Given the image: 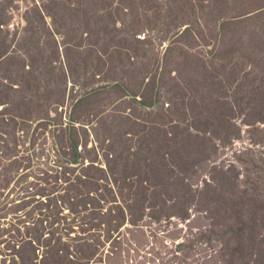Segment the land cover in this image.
Segmentation results:
<instances>
[{
	"label": "rangeland",
	"instance_id": "rangeland-1",
	"mask_svg": "<svg viewBox=\"0 0 264 264\" xmlns=\"http://www.w3.org/2000/svg\"><path fill=\"white\" fill-rule=\"evenodd\" d=\"M13 259L264 264V0H0Z\"/></svg>",
	"mask_w": 264,
	"mask_h": 264
},
{
	"label": "trees",
	"instance_id": "trees-1",
	"mask_svg": "<svg viewBox=\"0 0 264 264\" xmlns=\"http://www.w3.org/2000/svg\"><path fill=\"white\" fill-rule=\"evenodd\" d=\"M67 72L69 73V71L67 70ZM13 261H14V264L16 263V261L13 259ZM2 262V264H7V262H6V260H3V261H1Z\"/></svg>",
	"mask_w": 264,
	"mask_h": 264
}]
</instances>
